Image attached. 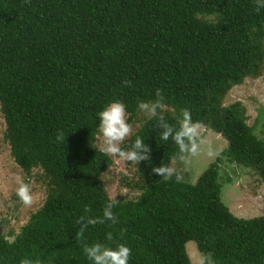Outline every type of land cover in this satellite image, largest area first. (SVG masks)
I'll use <instances>...</instances> for the list:
<instances>
[{
	"label": "trees",
	"instance_id": "trees-1",
	"mask_svg": "<svg viewBox=\"0 0 264 264\" xmlns=\"http://www.w3.org/2000/svg\"><path fill=\"white\" fill-rule=\"evenodd\" d=\"M263 39L264 9L254 0H0L4 137L14 162L27 176L39 169L47 186L18 232L0 229V264H93L83 247L96 242L126 244L129 264H193L190 240L215 264H264V214L229 210L218 165L225 156L264 181V138L239 101L222 104L232 86L261 75ZM157 89L170 124L188 109L227 147L194 183L163 180L152 168L182 152L146 118L121 146L137 137L150 146L151 163L136 165L138 195L116 199L118 224L89 225L78 240L77 219L102 216L109 199L100 177L113 158L94 144L98 113L118 100L131 122Z\"/></svg>",
	"mask_w": 264,
	"mask_h": 264
},
{
	"label": "rangeland",
	"instance_id": "rangeland-1",
	"mask_svg": "<svg viewBox=\"0 0 264 264\" xmlns=\"http://www.w3.org/2000/svg\"><path fill=\"white\" fill-rule=\"evenodd\" d=\"M264 40V39H263ZM261 75L256 78L245 77L240 84L234 85L226 93L222 104L228 105L239 101L245 107L247 122L253 125L254 132L264 138V60ZM128 114V113H127ZM147 118L140 110L130 124L133 132ZM5 123L0 110V217L3 219L1 230L18 232L22 225L29 219L31 213L38 209L47 194L45 181L38 174L40 170L35 168L31 175L14 162L9 144L5 137ZM103 138L97 135L95 146H101ZM128 140L121 146L127 145ZM195 152H182L178 159H172L171 164L180 175L182 181L194 183L201 172L221 156L223 149L227 147V141L215 131L206 126L198 125V133L194 141ZM113 158L112 165L101 175L105 190L109 197L117 199L135 198L139 189L134 185L138 175L136 165L130 161H123L117 156ZM221 182V199L229 210L236 216L250 218L264 214V181L255 171L242 167L226 160L218 163ZM23 180L31 187L33 202L24 204L16 195L19 182ZM186 251L191 257H195L199 251L196 243L190 240L186 243Z\"/></svg>",
	"mask_w": 264,
	"mask_h": 264
},
{
	"label": "clouds",
	"instance_id": "clouds-1",
	"mask_svg": "<svg viewBox=\"0 0 264 264\" xmlns=\"http://www.w3.org/2000/svg\"><path fill=\"white\" fill-rule=\"evenodd\" d=\"M254 4L257 12L264 9V0H254ZM123 84L125 87L131 86L132 81L125 80ZM164 100L162 91L157 89L155 99L138 101V109L145 113L148 119L157 120V127L161 129L160 138L162 140L171 139L178 145L181 152H195L196 145L194 141L198 133V124L192 121V116L188 109L182 110V116L177 120L176 125L170 124L165 116L167 108ZM98 116V129L103 138L102 144L98 149L100 152H103L106 156H117L121 160L130 161L131 164L135 165L145 160L151 163L150 146L141 137L135 139L130 149L121 147L133 134V126L128 122L127 109L123 102L118 100L110 102L98 113ZM57 140L64 141L66 137L60 132L57 134ZM152 172L161 176L163 180L176 179L179 181L181 179L171 162L153 167ZM16 195L26 205H31L33 202L31 187L23 180L19 182ZM117 203L116 199L109 197L103 208L102 216H80L76 221L77 225H79L77 239H82L89 225L95 226L98 223L104 224L108 221L111 222L110 227L118 224L119 219L114 212ZM84 211L89 213L91 208L86 207ZM113 239V233L108 232L107 240L112 241ZM83 251L93 264H129L132 255V249L124 243H120L114 248L101 242H96L92 245L85 244ZM191 259L193 264H215L211 253H198Z\"/></svg>",
	"mask_w": 264,
	"mask_h": 264
}]
</instances>
